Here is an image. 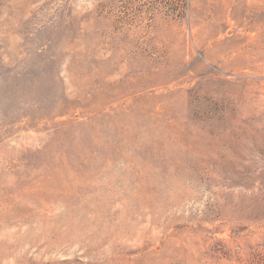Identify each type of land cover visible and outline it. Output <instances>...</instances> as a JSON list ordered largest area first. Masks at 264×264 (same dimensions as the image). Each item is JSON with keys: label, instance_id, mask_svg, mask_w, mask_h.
<instances>
[{"label": "rangeland", "instance_id": "374dc122", "mask_svg": "<svg viewBox=\"0 0 264 264\" xmlns=\"http://www.w3.org/2000/svg\"><path fill=\"white\" fill-rule=\"evenodd\" d=\"M0 264H264V0H0Z\"/></svg>", "mask_w": 264, "mask_h": 264}]
</instances>
